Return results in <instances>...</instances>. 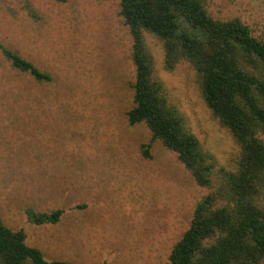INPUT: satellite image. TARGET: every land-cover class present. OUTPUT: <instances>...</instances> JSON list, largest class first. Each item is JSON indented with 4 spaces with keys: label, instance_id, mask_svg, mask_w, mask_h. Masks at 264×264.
<instances>
[{
    "label": "rangeland",
    "instance_id": "374dc122",
    "mask_svg": "<svg viewBox=\"0 0 264 264\" xmlns=\"http://www.w3.org/2000/svg\"><path fill=\"white\" fill-rule=\"evenodd\" d=\"M120 1L0 0V219L47 262L169 264L210 192L145 124L128 123L135 67ZM206 10L215 20L239 19L264 41V0H206ZM144 38L152 78L212 155L217 187L240 149L206 107L191 67L166 71L161 43ZM2 48L51 81L14 70ZM55 210L56 223L30 218Z\"/></svg>",
    "mask_w": 264,
    "mask_h": 264
},
{
    "label": "trees",
    "instance_id": "16d2710c",
    "mask_svg": "<svg viewBox=\"0 0 264 264\" xmlns=\"http://www.w3.org/2000/svg\"><path fill=\"white\" fill-rule=\"evenodd\" d=\"M119 16L129 30L135 67L129 125L145 124L151 139L175 153L199 187L210 189L174 245L169 264L264 263V41L237 18L213 19L206 0H121ZM145 33L161 43L166 71L183 62L191 67L206 107L240 149L235 170L222 171L217 187L212 155L152 78ZM2 52L14 70L37 82L51 81L18 54ZM144 155L149 157L145 150ZM61 214L31 213L30 218L37 225L52 224ZM27 262L71 264L45 261L39 249L25 244L22 231L9 230L0 219V264Z\"/></svg>",
    "mask_w": 264,
    "mask_h": 264
},
{
    "label": "crops",
    "instance_id": "0c3cea01",
    "mask_svg": "<svg viewBox=\"0 0 264 264\" xmlns=\"http://www.w3.org/2000/svg\"><path fill=\"white\" fill-rule=\"evenodd\" d=\"M67 236H68V239L72 241V239L75 237V234H73V233H69ZM76 239H79V237L76 238ZM40 252H41V251H40ZM41 254H42V253H41ZM68 263H70V262H68ZM71 264H74V263L71 262Z\"/></svg>",
    "mask_w": 264,
    "mask_h": 264
}]
</instances>
